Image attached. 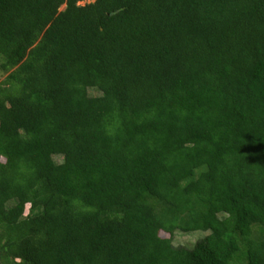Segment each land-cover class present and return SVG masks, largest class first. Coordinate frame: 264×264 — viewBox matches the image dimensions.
<instances>
[{
	"label": "trees",
	"instance_id": "trees-1",
	"mask_svg": "<svg viewBox=\"0 0 264 264\" xmlns=\"http://www.w3.org/2000/svg\"><path fill=\"white\" fill-rule=\"evenodd\" d=\"M83 1L0 0V264H264V0Z\"/></svg>",
	"mask_w": 264,
	"mask_h": 264
},
{
	"label": "rangeland",
	"instance_id": "rangeland-1",
	"mask_svg": "<svg viewBox=\"0 0 264 264\" xmlns=\"http://www.w3.org/2000/svg\"><path fill=\"white\" fill-rule=\"evenodd\" d=\"M93 1L94 0H84L83 2H80L79 5L82 6ZM56 161H60V158H56ZM204 235V233L200 232H195L194 234L176 233L174 236L173 245L175 247H186L187 249H191L197 241L204 237Z\"/></svg>",
	"mask_w": 264,
	"mask_h": 264
}]
</instances>
